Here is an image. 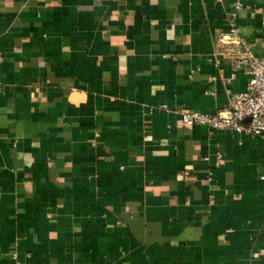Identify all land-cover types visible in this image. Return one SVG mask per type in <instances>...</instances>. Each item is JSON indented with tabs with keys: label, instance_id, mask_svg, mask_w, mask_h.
I'll return each instance as SVG.
<instances>
[{
	"label": "crops",
	"instance_id": "0c3cea01",
	"mask_svg": "<svg viewBox=\"0 0 264 264\" xmlns=\"http://www.w3.org/2000/svg\"><path fill=\"white\" fill-rule=\"evenodd\" d=\"M233 23L264 56V0H0V264H264V134L179 116Z\"/></svg>",
	"mask_w": 264,
	"mask_h": 264
},
{
	"label": "built area",
	"instance_id": "2783aa9c",
	"mask_svg": "<svg viewBox=\"0 0 264 264\" xmlns=\"http://www.w3.org/2000/svg\"><path fill=\"white\" fill-rule=\"evenodd\" d=\"M235 7H240L236 2ZM215 54L219 56L215 63L227 59L234 71L242 70L248 75V82L244 90L229 94L228 108L224 112L206 113L198 110H179L183 123L188 125H202L210 131L229 130L250 135L264 134V56L256 55L247 46L242 34L231 24L228 33L215 42ZM3 56L0 54V64ZM233 79L231 75L227 80ZM215 165L219 166L222 154L216 153ZM264 179V174L261 176Z\"/></svg>",
	"mask_w": 264,
	"mask_h": 264
}]
</instances>
